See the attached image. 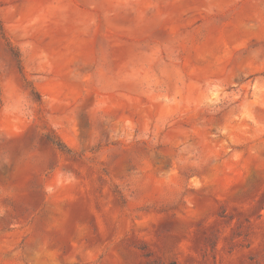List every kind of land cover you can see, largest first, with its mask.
I'll use <instances>...</instances> for the list:
<instances>
[{"label": "rangeland", "instance_id": "obj_1", "mask_svg": "<svg viewBox=\"0 0 264 264\" xmlns=\"http://www.w3.org/2000/svg\"><path fill=\"white\" fill-rule=\"evenodd\" d=\"M0 264H264V0H0Z\"/></svg>", "mask_w": 264, "mask_h": 264}, {"label": "trees", "instance_id": "obj_2", "mask_svg": "<svg viewBox=\"0 0 264 264\" xmlns=\"http://www.w3.org/2000/svg\"><path fill=\"white\" fill-rule=\"evenodd\" d=\"M47 139H48V141H49L50 143H52L53 145H55V146H57V147H59V148L61 147L60 144L57 143L55 140H53V139H51V138H49V137H48Z\"/></svg>", "mask_w": 264, "mask_h": 264}]
</instances>
